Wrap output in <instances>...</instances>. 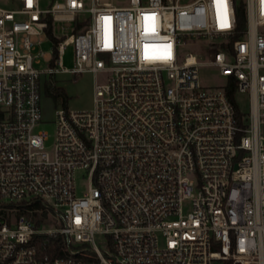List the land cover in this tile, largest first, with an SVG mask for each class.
<instances>
[{
	"label": "built area",
	"instance_id": "built-area-1",
	"mask_svg": "<svg viewBox=\"0 0 264 264\" xmlns=\"http://www.w3.org/2000/svg\"><path fill=\"white\" fill-rule=\"evenodd\" d=\"M117 1L0 5V264H264V0ZM84 73L93 106L39 129Z\"/></svg>",
	"mask_w": 264,
	"mask_h": 264
},
{
	"label": "rangeland",
	"instance_id": "rangeland-1",
	"mask_svg": "<svg viewBox=\"0 0 264 264\" xmlns=\"http://www.w3.org/2000/svg\"><path fill=\"white\" fill-rule=\"evenodd\" d=\"M49 0H43V6L48 4ZM126 5L127 0H119L117 3ZM20 0H0L1 6L17 7ZM64 26V27H63ZM56 33L69 35L72 33V24L58 23L55 29ZM52 42L45 40L41 49L44 50L49 56L51 55ZM190 51L189 48L185 50ZM205 60L207 57L204 58ZM64 65L68 68H73L76 65L75 61V47L70 45L66 48L63 56ZM45 62H42L37 67H44ZM103 75H98V80L103 81ZM54 84L57 88L62 89L68 96L67 100H64L62 96L54 97L52 95H44L42 98V108L44 114V123L39 126V129H45L51 134L55 131V110L59 107H67L73 110L88 109L93 106V76L89 73L77 75L75 77L69 74H57L54 78ZM200 81L204 87H218L222 86L226 82V77H223L219 73V69L211 65H203L200 68ZM236 101L240 110L243 113L248 114L250 110V100L248 93L237 94ZM85 189V182L78 175L77 178V193L81 194ZM215 264H220L216 262Z\"/></svg>",
	"mask_w": 264,
	"mask_h": 264
},
{
	"label": "trees",
	"instance_id": "trees-1",
	"mask_svg": "<svg viewBox=\"0 0 264 264\" xmlns=\"http://www.w3.org/2000/svg\"><path fill=\"white\" fill-rule=\"evenodd\" d=\"M241 15H242V13H241ZM244 20L245 19H244V14H243V16H241V22L242 21L244 22ZM47 94L48 95H52L54 97L62 96L64 98V100H67V98H68L67 94L62 89L56 88V87L48 88L47 89Z\"/></svg>",
	"mask_w": 264,
	"mask_h": 264
}]
</instances>
